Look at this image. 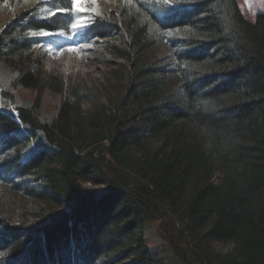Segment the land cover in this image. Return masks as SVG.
I'll list each match as a JSON object with an SVG mask.
<instances>
[{"label": "trees", "instance_id": "trees-1", "mask_svg": "<svg viewBox=\"0 0 264 264\" xmlns=\"http://www.w3.org/2000/svg\"><path fill=\"white\" fill-rule=\"evenodd\" d=\"M47 4L50 17L0 23V62L11 85L63 94L34 50L40 31L69 32L77 18L69 0ZM84 34L114 37L126 61L112 73L113 98L85 97L84 107L72 86L45 120L0 75V208L2 185L38 202L17 221L0 215V264H264V9L124 0ZM160 42L174 84L152 63ZM150 222L167 248L149 249Z\"/></svg>", "mask_w": 264, "mask_h": 264}, {"label": "rangeland", "instance_id": "rangeland-1", "mask_svg": "<svg viewBox=\"0 0 264 264\" xmlns=\"http://www.w3.org/2000/svg\"><path fill=\"white\" fill-rule=\"evenodd\" d=\"M0 23L10 22L18 16L39 14L41 18L53 15L54 10L47 4L48 0H0ZM124 0H69L71 14L77 20L69 32L40 31L39 37L42 43L36 46L34 53L42 62V67L47 74L54 75L62 81L64 93L59 94L52 89L43 91L28 88L22 85L13 86L11 80L13 71L5 62H0V75L6 89H9L17 98V103L33 104L39 101L40 114L45 120H52L61 108L62 102L68 94L70 87L75 86L84 100V107L89 103L85 97L102 99L106 101L113 98L114 77L112 73L121 63L126 61L117 56L110 45L116 42L114 37L92 38L85 36V29L90 19L95 15H103L119 11ZM135 0H130V4ZM243 10L247 15L255 16L257 11L264 9V0H240ZM152 63L161 68H166L167 79L170 83L177 82L176 75L172 71L174 57L169 45L160 42L154 48L151 55ZM172 71V72H171ZM15 73V72H14ZM221 173H217L215 181L219 183ZM90 187H98L91 183H85ZM4 189V190H3ZM6 194V203L0 208V215L8 220L17 221L24 217L38 205V202L23 191L12 189L10 185H2V193ZM145 235L149 249L155 251L158 248H167L159 231L158 222H150L145 225ZM222 251H231L233 244H217ZM170 253V252H168Z\"/></svg>", "mask_w": 264, "mask_h": 264}, {"label": "snow or ice", "instance_id": "snow-or-ice-1", "mask_svg": "<svg viewBox=\"0 0 264 264\" xmlns=\"http://www.w3.org/2000/svg\"><path fill=\"white\" fill-rule=\"evenodd\" d=\"M73 3L76 4L77 3V0H73Z\"/></svg>", "mask_w": 264, "mask_h": 264}]
</instances>
